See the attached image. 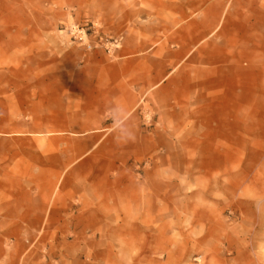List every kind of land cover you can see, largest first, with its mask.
<instances>
[{"label": "rangeland", "instance_id": "1", "mask_svg": "<svg viewBox=\"0 0 264 264\" xmlns=\"http://www.w3.org/2000/svg\"><path fill=\"white\" fill-rule=\"evenodd\" d=\"M5 39L0 264H264V0H0Z\"/></svg>", "mask_w": 264, "mask_h": 264}, {"label": "clouds", "instance_id": "2", "mask_svg": "<svg viewBox=\"0 0 264 264\" xmlns=\"http://www.w3.org/2000/svg\"><path fill=\"white\" fill-rule=\"evenodd\" d=\"M106 118L112 120V131L116 134L118 140L133 138L128 123L131 119V114L124 105L110 103L106 109Z\"/></svg>", "mask_w": 264, "mask_h": 264}, {"label": "crops", "instance_id": "3", "mask_svg": "<svg viewBox=\"0 0 264 264\" xmlns=\"http://www.w3.org/2000/svg\"><path fill=\"white\" fill-rule=\"evenodd\" d=\"M4 46H3V45ZM2 45V46H1ZM12 42L8 41L7 39L0 41V57L6 58L7 56H11L12 51ZM1 50H4L3 52Z\"/></svg>", "mask_w": 264, "mask_h": 264}, {"label": "built area", "instance_id": "4", "mask_svg": "<svg viewBox=\"0 0 264 264\" xmlns=\"http://www.w3.org/2000/svg\"><path fill=\"white\" fill-rule=\"evenodd\" d=\"M79 40H83V36L81 35V32H78L77 35H75Z\"/></svg>", "mask_w": 264, "mask_h": 264}]
</instances>
